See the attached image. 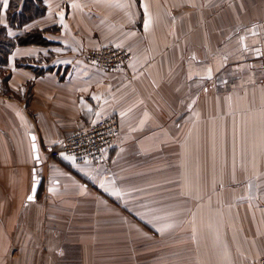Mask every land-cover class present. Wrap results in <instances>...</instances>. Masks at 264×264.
Masks as SVG:
<instances>
[{"label": "crops", "instance_id": "obj_1", "mask_svg": "<svg viewBox=\"0 0 264 264\" xmlns=\"http://www.w3.org/2000/svg\"><path fill=\"white\" fill-rule=\"evenodd\" d=\"M0 1V25L14 41L0 65L12 96L0 94V105L16 122L5 118L0 131V183L13 188V202L28 184L21 153L32 150L31 134L39 148L108 115L121 128L103 161H41L22 223L0 224L14 234L12 245L0 237V249L12 248L0 264H94L90 250L121 249L132 250L133 264L134 234L153 232L146 249L160 251L151 264H256L264 255V0H41L42 14L13 25ZM26 33L33 37L19 41ZM105 45L131 51L125 72L83 58Z\"/></svg>", "mask_w": 264, "mask_h": 264}, {"label": "built area", "instance_id": "obj_2", "mask_svg": "<svg viewBox=\"0 0 264 264\" xmlns=\"http://www.w3.org/2000/svg\"><path fill=\"white\" fill-rule=\"evenodd\" d=\"M86 62L110 72L125 71L128 68L131 51L127 48L106 45L100 48H90L84 51ZM121 135L120 122L115 115L99 118L95 123L76 129L57 142H46L39 147L48 159L54 160L66 156H74L75 161L100 162L105 159L110 147ZM256 264H264V255Z\"/></svg>", "mask_w": 264, "mask_h": 264}, {"label": "rangeland", "instance_id": "obj_3", "mask_svg": "<svg viewBox=\"0 0 264 264\" xmlns=\"http://www.w3.org/2000/svg\"><path fill=\"white\" fill-rule=\"evenodd\" d=\"M86 49H90V48H85L82 51L83 55H84V51ZM83 58H85V57L83 56ZM227 75H228V78H230V79H236L237 76L240 75V73L235 72V71L234 72L229 71V73H227ZM6 77H7L6 70L0 66V94L6 95V96H12V94L10 92L11 90L8 88L7 83H6ZM199 80H200V78H196L197 82ZM6 112H7L6 109H4L2 105H0V131L4 130L3 132L6 131L5 130L6 129L5 123L6 122H4V119L9 117L7 114H5ZM7 119H8V123L11 124L10 125L11 128L16 125V122L13 121L11 118H7ZM1 136H2V133L0 132V137ZM23 151L24 152L21 153V158L24 160V163L27 162L26 170H28V171H27V173L23 172L21 174V177L28 176V182H27L28 184L21 186V187L25 188V190H18L17 189V191H18L17 196L20 198V201L13 202V199L16 196L13 188L8 187V184H6V183H3V182L0 183V224H1V226H2L3 222H5V227L8 225V223L10 221H11L10 226L13 225L14 227H18L22 223V218L20 216L22 215L21 212L23 213L24 208L27 207V204L29 203V200L27 199V197L29 196V193H31V186H32L31 183L34 182V180L37 177L40 178L41 176H43V169L41 167V164H42L41 161L50 160V158L48 159L44 154H41L39 148H37V154H38V158H39L38 164L36 163V160L33 158V151L31 150V148H30L29 152H27V153H25V148L23 149ZM51 160H52V158H51ZM58 160L70 162L73 164L78 163L75 160L71 161V160H67L64 158H60ZM2 172L3 171L0 169V177H1ZM30 180H31V183H30ZM14 204H16V207L14 208V212H13V207H14L13 205ZM12 213L18 214L17 220L13 223H12V219L11 218L9 219L7 217L8 214H12ZM144 218H146V217H144ZM12 230H13V228H12ZM134 235H135L134 241L136 244H134L135 248L133 250V254H134L133 264H142V262H146V261H149L150 262L149 264H151L153 262V258L157 257V254L159 253L160 250L146 249L147 244L153 243L151 241V239H146V237L148 236V237H151L154 239V237H156L157 234L155 232H153V233H149V234L148 233H145V234L135 233ZM13 236H14L13 232L6 231L5 234L0 233V237L4 238V240L7 241V243L9 245H12ZM14 251H15V249H13V252ZM90 251H91L90 259L94 260V261H92V262H95L94 264H112L114 262V259H116L115 264H130L129 262H131V258H130L131 255L130 254H131L132 250H129L127 252V256H125L124 252H122V249L117 250L116 253H115V250H113V252L110 253V255H106V253H105L104 255H101V256H95V255H93V250H90ZM10 253H12V248L4 247L3 249H0V261L3 262V260H5V258L8 257L10 255ZM125 258H127V261ZM109 261H110V263H109Z\"/></svg>", "mask_w": 264, "mask_h": 264}, {"label": "trees", "instance_id": "obj_4", "mask_svg": "<svg viewBox=\"0 0 264 264\" xmlns=\"http://www.w3.org/2000/svg\"><path fill=\"white\" fill-rule=\"evenodd\" d=\"M20 0H9V4L7 7V17L10 25H13V21L17 22V24H21L23 21L28 18L34 17L36 15H40L44 12L45 8L43 7L41 0H37L36 3H33L31 0H23L22 7L19 13H16V9L19 6ZM0 1V8H1ZM16 18V19H15ZM34 35H38L36 33H32ZM29 37H33L29 33H26L22 37L18 38L19 41H29ZM14 41L12 39L7 38L6 36V28L3 25H0V65L4 64L6 61V57L13 45Z\"/></svg>", "mask_w": 264, "mask_h": 264}, {"label": "snow or ice", "instance_id": "obj_5", "mask_svg": "<svg viewBox=\"0 0 264 264\" xmlns=\"http://www.w3.org/2000/svg\"><path fill=\"white\" fill-rule=\"evenodd\" d=\"M4 6L7 7V0H4ZM141 7H143V5H141ZM60 16L63 17V13H61ZM61 22H63V21L61 20ZM0 23H2V22H0ZM149 23H150V21L148 19H145V21H144V27L147 28L149 26ZM8 35L11 36V35H13V33L12 32H8ZM241 40H243V37H241ZM211 76H212V70L209 68L208 69V78H211ZM94 98L95 99H98V97H94ZM120 115L123 116V115H125V113L122 112V113H120ZM93 123H95V121H93ZM31 139L33 141V143H32V150L35 152L36 151V148H37L36 143H35L36 137L35 136H32ZM61 156H63L64 159L71 160V161H74L76 159L74 156H66L63 153H61ZM35 159L38 162V159H39L38 156L35 157ZM33 187H35V186H33ZM111 194L114 195V196H120L119 190L113 191ZM27 199L29 201H31L33 199V196L32 195H29L27 197ZM166 227H170V225H166Z\"/></svg>", "mask_w": 264, "mask_h": 264}, {"label": "water", "instance_id": "obj_6", "mask_svg": "<svg viewBox=\"0 0 264 264\" xmlns=\"http://www.w3.org/2000/svg\"><path fill=\"white\" fill-rule=\"evenodd\" d=\"M33 136V134H31L30 135V138ZM32 140V139H31ZM37 146V145H36ZM33 151V150H32ZM38 156V154H37V148H36V151L34 152L33 151V158L35 159V157H37ZM36 160V159H35ZM36 163L38 164L39 162H37V160H36ZM40 181H41V179L40 178H36L35 180H34V183H33V186H35V187H32L33 188V190H32V194H33V191L36 189V187L40 184Z\"/></svg>", "mask_w": 264, "mask_h": 264}]
</instances>
